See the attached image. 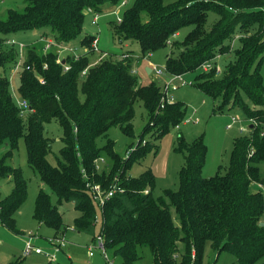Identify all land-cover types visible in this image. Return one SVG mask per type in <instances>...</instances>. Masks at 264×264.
<instances>
[{
    "label": "trees",
    "instance_id": "obj_1",
    "mask_svg": "<svg viewBox=\"0 0 264 264\" xmlns=\"http://www.w3.org/2000/svg\"><path fill=\"white\" fill-rule=\"evenodd\" d=\"M121 1L25 0L23 9L9 8L0 19V68H13L19 60L17 47L5 46L10 34L50 28L42 33L72 43L84 30L87 12L100 14ZM212 11L218 18L207 27ZM113 27L121 43L139 42L144 56L171 46L167 71L194 74L196 87L220 99L215 110L225 106L242 109L250 122L249 132L235 137L225 172L210 177L203 176L208 151L204 135L191 142L179 135L176 149L185 157L179 188L156 196V176L151 169L139 176L128 170L156 146L145 136L163 137L185 119L187 105L162 100L164 94L155 81L142 84L133 72L135 57L130 51L128 57L99 55L91 48L95 34L81 38V45L91 48L88 52L78 59L66 57L69 70L57 62L56 50L45 53L43 44L32 43L26 50L18 88V95L34 108L32 113L21 115L10 78L0 76V146H7L0 156V178L14 183L8 194L0 190L1 220L14 229L15 214L27 196L22 169L8 161L24 137L28 163L41 180L34 212L40 224L66 231L60 206L72 202L80 212L74 229L93 232L100 224L98 236L103 237L107 254L119 258L121 264H144V247L152 253L151 264H203L208 243L218 256L224 252L241 264H264V175L260 168L264 163V0H133ZM187 27L191 29L181 38ZM238 32V44L232 48ZM231 51L233 58L221 75L214 63L207 71L200 69ZM96 56L99 60L94 63ZM138 100L148 111V122L137 144L130 146L126 156L115 151L111 138L99 146L98 139L107 136L112 126L134 136ZM53 119L63 130L57 164L48 159L52 143L45 132V125ZM106 156L109 163L96 169V160ZM116 178L124 191L115 193L100 209L87 181L108 189ZM105 257L114 264L113 258ZM24 260L19 257L8 264H23Z\"/></svg>",
    "mask_w": 264,
    "mask_h": 264
},
{
    "label": "rangeland",
    "instance_id": "obj_2",
    "mask_svg": "<svg viewBox=\"0 0 264 264\" xmlns=\"http://www.w3.org/2000/svg\"><path fill=\"white\" fill-rule=\"evenodd\" d=\"M133 0H128L125 5L117 7L105 8L103 13L97 17V22L92 23L95 14L87 12L84 30L79 39L72 42L76 46L77 53L83 51L81 45V38L86 34H95L98 39V45L101 53H116L121 56L125 51H130L134 54L135 64L134 69L139 76L142 84H148L155 81L157 85L163 88L164 84L170 78V73L165 67L167 55L171 51V46L161 48L150 56H144L142 49L137 41H127L121 43L117 34L114 31L113 23L122 17L123 12L127 9ZM26 5L25 0H2L0 2V19L5 18L9 8L23 9ZM218 18V14L210 12L207 18V27H210ZM50 29V28H49ZM49 29H34L19 31L15 34H10L9 38H14L18 42L26 44L42 45L40 42V34ZM191 29V27L184 28L181 31V38ZM51 30V29H50ZM241 34L238 32L235 38L232 39V48L238 44V38ZM8 38V37H7ZM5 46H9L5 44ZM27 50V48H26ZM66 53V52H65ZM99 54V53H98ZM66 55V54H63ZM100 55V54H99ZM138 57V58H137ZM233 58V51L226 54H219L214 60L218 67V75L222 74V70L226 62ZM94 63L99 60L96 56L93 58ZM163 69L164 73L158 75L154 67ZM147 68L152 69L149 73ZM22 67L17 71L13 68H0V76H8L10 78V89L14 95L15 101L18 96V88L20 86V76ZM261 73L264 79V60L261 63ZM187 81L194 82V74H187L185 76ZM178 88L169 93L173 100H179L187 105V113L185 119L179 123L180 128L172 127L160 139L152 137L150 134L145 136V140L149 139L155 143L147 155L140 161L135 162L128 170L132 176H139L142 172L151 169L155 176L156 182L154 187V194L159 196L163 194L166 189L177 190L180 185V170L185 162L184 154L178 151V136L182 135L186 141L191 142L199 135L203 134L204 140L207 144L208 151L205 165L203 167V176L210 177L218 173H224L226 167L229 165L230 155L233 148V142L236 136L241 133L249 132L250 122L246 119V115L239 107H223L218 110L217 106L220 104V99H213L204 94V92L196 87L194 84H182L177 81ZM83 96V95H82ZM246 101L253 105L247 97ZM27 114L24 116L26 117ZM233 117L237 119L233 122ZM26 119V118H25ZM186 119H191L186 121ZM148 122V111L144 106L143 101L138 100L135 103V117L134 136L124 134L119 126H112L107 136H102L98 139L99 146H103L107 138H111L114 143V149L120 156H126L131 145H136L139 141L140 134L144 126ZM231 127H228V125ZM46 135L51 139L52 150L48 156L52 164H57V160L61 157V148L64 143L62 140L63 130L61 125L53 119L45 125ZM7 150V146H0V156ZM105 163L101 164L100 168L109 163V158L104 157ZM9 163L15 167H20L23 175L28 183L27 196L21 207L15 214V228L8 227L0 218V264H8L15 261L19 257H25L23 264H112V262L105 257L104 252L99 248L98 235L101 231V225L94 227L93 232H79L74 229V219L80 215V212L75 209L72 202H64L60 206L63 212L64 221L68 225V229L64 232H56L52 227L45 224H40L34 217L35 204L41 185L40 176L29 165L27 158V150L24 137L19 139L18 147L14 150L13 155L8 159ZM103 163V162H102ZM261 173L264 175V163L260 164ZM13 181L9 178H0V190L4 194L11 192L13 188ZM44 188L53 195L56 200V195L50 190L48 186ZM174 211V209H172ZM262 223H264V212L262 214ZM33 233L34 238L32 243L44 250L51 248L52 242L50 238H62L66 241V246L63 250L57 253L56 261L49 262L43 254H31L24 256V250L28 241L29 234ZM93 249L94 255L90 256V249ZM143 254L142 263L151 264L153 256L149 248L141 251ZM108 253V252H107ZM109 258H113L111 253ZM114 264H121L120 259L114 257ZM264 260V258H263ZM203 264H241L236 257L229 253H218L213 249L210 243L206 246Z\"/></svg>",
    "mask_w": 264,
    "mask_h": 264
},
{
    "label": "built area",
    "instance_id": "obj_3",
    "mask_svg": "<svg viewBox=\"0 0 264 264\" xmlns=\"http://www.w3.org/2000/svg\"><path fill=\"white\" fill-rule=\"evenodd\" d=\"M128 3V0H122L120 5H125ZM95 14L94 18L92 19V23L97 22V17L99 14ZM122 17L118 19V21H121ZM40 42L43 44L44 52H48L52 49L56 50L58 52V58L57 62L63 63L65 70H69L71 68V65L66 63V57L68 55H73L75 59H78L82 54L88 52L91 48L94 49L97 53H101V49L98 45L99 39L96 36V38L92 41L91 48H88L86 46H83V51L79 54L76 52V46H74L72 43H64V42H58L54 39L53 36L41 33L40 34ZM5 43L9 46L17 47L19 52V60L13 67V71H17L20 67L23 69V62L26 54V48L28 49L30 46H33V44H24L23 42H18L14 38H8ZM66 52V53H65ZM66 54V55H63ZM104 55L107 54L106 52L103 53ZM131 54L126 51L122 54V57H128ZM212 62L207 61L204 64L200 66V69L207 71L212 67ZM166 67H164L165 70ZM155 72L158 75H161L164 73L163 69H160L158 67H154ZM87 69L83 70L82 74H86ZM133 72H137L136 69L133 70ZM186 74H170V78L168 81L164 84L163 88H161L163 92V98L162 100H171V96H169V93L173 90H176L178 88V85L176 84L177 81L182 82V84H193L191 81H187L185 78ZM38 79L43 83L45 80L43 76L37 75ZM14 96V95H13ZM17 97V104L21 109V115L25 116L26 114L32 113L34 111V108L29 104L28 100L23 99L19 95ZM191 119H186V121H190ZM233 122H236L237 119L233 117ZM177 128H180V124L176 126ZM228 127H231L229 124ZM103 162V163H102ZM105 163L104 157H101L96 160V169L101 170L100 166L101 164ZM87 176V174L85 173ZM87 188L90 191L94 201L99 206L100 209L104 207L106 204V201L110 199L115 193L117 192H123V187L119 184V178H116L115 181L111 184L110 188L106 189L102 186L100 183H95L94 181H87ZM34 238V234L30 233L28 237V241L24 250L23 255L27 256L31 254L32 252H35L36 254H43L48 261H56L57 259V253L62 250V248L66 245V241L62 238H50V241L52 242L51 248L49 250H44L41 247H38L32 243ZM98 245L99 248L104 252L105 256H107V251L105 250L104 240L102 236H98ZM93 250L90 249V256H93Z\"/></svg>",
    "mask_w": 264,
    "mask_h": 264
},
{
    "label": "water",
    "instance_id": "obj_4",
    "mask_svg": "<svg viewBox=\"0 0 264 264\" xmlns=\"http://www.w3.org/2000/svg\"><path fill=\"white\" fill-rule=\"evenodd\" d=\"M147 70H148L149 73L152 71V69H150V68H147Z\"/></svg>",
    "mask_w": 264,
    "mask_h": 264
}]
</instances>
